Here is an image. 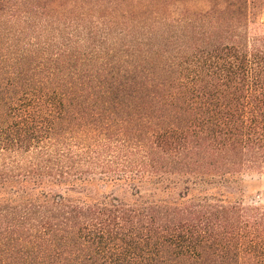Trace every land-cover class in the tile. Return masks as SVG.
Here are the masks:
<instances>
[{
	"label": "trees",
	"instance_id": "trees-1",
	"mask_svg": "<svg viewBox=\"0 0 264 264\" xmlns=\"http://www.w3.org/2000/svg\"><path fill=\"white\" fill-rule=\"evenodd\" d=\"M263 15L0 0V264H264V206L233 195L264 174Z\"/></svg>",
	"mask_w": 264,
	"mask_h": 264
},
{
	"label": "rangeland",
	"instance_id": "rangeland-1",
	"mask_svg": "<svg viewBox=\"0 0 264 264\" xmlns=\"http://www.w3.org/2000/svg\"><path fill=\"white\" fill-rule=\"evenodd\" d=\"M264 20V15H263ZM143 193L145 196L150 194H156V196L161 197H173L178 198L179 193L183 190L184 184L180 183L174 187L173 190L157 189L156 186L151 184H143ZM235 189H233V195L236 197H241L245 203H256L264 206V174L252 173L243 176L236 184H234ZM63 188L58 187L56 190H61ZM208 191L209 193H216L221 189L211 188L209 186H203L199 188V191ZM91 195L94 197L101 196L102 193H115L116 195L129 199L131 195V189L122 184H112L108 182H99L96 187L91 190ZM191 195H197V191H191Z\"/></svg>",
	"mask_w": 264,
	"mask_h": 264
}]
</instances>
